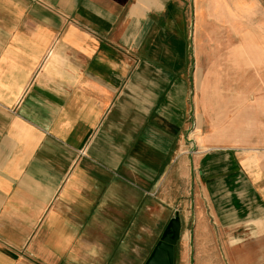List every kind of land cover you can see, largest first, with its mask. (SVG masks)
Wrapping results in <instances>:
<instances>
[{
    "label": "crops",
    "instance_id": "1",
    "mask_svg": "<svg viewBox=\"0 0 264 264\" xmlns=\"http://www.w3.org/2000/svg\"><path fill=\"white\" fill-rule=\"evenodd\" d=\"M263 88L264 0H0V264H264Z\"/></svg>",
    "mask_w": 264,
    "mask_h": 264
},
{
    "label": "rangeland",
    "instance_id": "2",
    "mask_svg": "<svg viewBox=\"0 0 264 264\" xmlns=\"http://www.w3.org/2000/svg\"><path fill=\"white\" fill-rule=\"evenodd\" d=\"M215 18V17H214ZM217 25L213 26L212 28L214 29L215 33H213L214 31H209V32H203V31H195L196 27L194 26V32H193V36H192V41L193 43H195V40H199V43L203 42V46L206 45L207 42H217L220 39H222L223 42V17H217L215 18ZM214 20V19H213ZM212 20V21H213ZM205 28V26H204ZM189 35V30L186 32V35ZM194 47V46H193ZM208 49H204L202 47L201 49V54H200V59H198V65H197V71H196V85H195V89H196V94H197V101H199V109L201 111L205 110V106H208V110H213V111H209L210 113H208V117L207 120H210V116H214V120L219 121V116L220 113H218V111L222 108L223 109V81L222 82H210L211 84V91H208L207 93L205 91L202 90V88H204V85L201 86V84H205V81H203L204 75L207 71H209L208 69L212 68L211 65H209L210 59L208 58L209 56L205 55V52H208ZM218 72H221L222 76H223V63L221 66V70H218ZM220 85L221 86H215V85ZM264 89V88H263ZM196 98V97H195ZM193 102H194V98H193ZM202 106V108H201ZM200 110L198 111L197 114V118H196V125L198 126V131L196 133V136L199 137L201 135V133L206 131V121L204 122L203 126H202V122H201V113ZM189 123L187 125H191V121L189 118ZM223 122V121H222ZM223 127V124L221 125ZM219 131V130H218ZM190 143V142H189ZM189 222L187 223V225L184 226V230L185 231L183 233L182 236H189ZM177 245L176 250L179 253L180 248H182L180 246L179 241H177ZM174 247V249H175ZM187 249H189V246H187Z\"/></svg>",
    "mask_w": 264,
    "mask_h": 264
},
{
    "label": "water",
    "instance_id": "3",
    "mask_svg": "<svg viewBox=\"0 0 264 264\" xmlns=\"http://www.w3.org/2000/svg\"><path fill=\"white\" fill-rule=\"evenodd\" d=\"M192 34V33H191ZM191 116V127L188 130V133L194 128V115L193 108L190 111ZM187 141L190 140L187 138ZM191 153L196 151V146L194 141H191ZM191 170L193 168V159L191 157ZM181 224L178 215H175L170 219L169 223L165 227L162 235L157 240L155 246L153 247L151 253L143 262V264H175L174 259V247L177 244V241L180 237Z\"/></svg>",
    "mask_w": 264,
    "mask_h": 264
},
{
    "label": "bare ground",
    "instance_id": "4",
    "mask_svg": "<svg viewBox=\"0 0 264 264\" xmlns=\"http://www.w3.org/2000/svg\"><path fill=\"white\" fill-rule=\"evenodd\" d=\"M187 138H188V137H187ZM188 139H189V138H188ZM189 140H190V142H191V141H194L193 139H189Z\"/></svg>",
    "mask_w": 264,
    "mask_h": 264
}]
</instances>
